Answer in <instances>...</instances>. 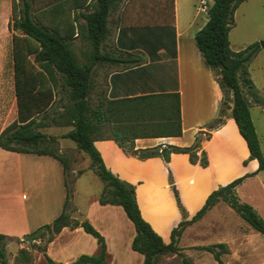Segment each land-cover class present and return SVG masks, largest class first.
<instances>
[{
    "label": "crops",
    "instance_id": "1",
    "mask_svg": "<svg viewBox=\"0 0 264 264\" xmlns=\"http://www.w3.org/2000/svg\"><path fill=\"white\" fill-rule=\"evenodd\" d=\"M19 1L0 0V64L9 63L6 75L12 86L8 92L11 95L10 101L6 104L3 102L8 113L0 118V134L17 119L12 49L14 36L23 35L13 31L11 25L14 18L12 9L17 8L16 3ZM27 2L37 21L38 13H47L45 22H48L49 27L38 22L67 40L78 65L92 66L91 89L88 94L91 107H110L105 111L106 117L102 121L104 126L99 133L100 137L94 139L93 146L104 167L112 175L134 186L141 217L164 243L170 242L172 230L180 222L191 220L209 194L220 186L247 175L236 188L242 202L239 191L250 182L259 184V177L264 171L256 172L258 163L249 159L246 142L239 134L230 110L220 127L212 131L206 128L218 116L222 94L212 71L195 45V34L208 18L207 11L196 9L199 0L115 1L107 17L108 35L99 48V54H107L111 59L137 60L138 65L115 64L110 61L93 63L85 16L94 12L96 0H48L45 5L37 8L32 0ZM208 3L210 7L212 0H208ZM15 15H20V7L16 9ZM228 39L232 51L253 44L259 46L247 70L259 96L264 99V0H246L236 8ZM5 49L10 50L8 62H4L3 58ZM256 77H261L262 83ZM56 92L52 88L53 106L48 107L50 117L36 130L46 138L54 137L58 141L61 149L58 150L59 155L56 154L60 158L62 147H71L74 153H83L76 150L74 142L72 144L69 142L71 140L61 138L72 127L51 120V113L60 110L56 103ZM150 95L167 96L163 115L168 120V128L150 135L158 137L134 138L130 121L124 117L126 111L124 108L116 111L113 102ZM175 95L178 96L177 105ZM248 101L261 150L257 122L264 123V107L251 98ZM37 121H40V117ZM205 134H209L206 139ZM197 135L203 139L196 155L200 158L201 153H204L205 166L190 163L189 156L182 153H171L167 164L160 157L139 159L116 142L125 140L124 145H128L133 140V150L136 151L165 146L188 148ZM0 158L17 162L16 170L5 169L0 164V234L10 240L7 249L9 243L20 241L21 246L24 242L38 240L28 241L24 236L59 216L67 193L64 166L59 160L48 155L12 152L1 148ZM71 164L67 172L76 175L75 162ZM89 172H93L90 159L87 160L86 169L75 179ZM170 176L183 214L172 192ZM23 190L28 192L29 197L21 195L20 198L18 194ZM99 195L87 199L81 207L73 205L76 219L79 222L86 220L103 237L106 261L109 264H141L143 256L131 249L135 236L133 224L120 206L100 205L97 201ZM248 205L264 220V198L255 201L250 197ZM220 208L224 209L225 216L218 213ZM232 211L226 203L216 202L200 219L184 227L176 238L178 251L161 255L155 264H253L252 259L258 251L257 232L242 222L241 218L234 216ZM226 215L235 219V222H230ZM212 216L220 219L218 223L223 226V232L208 238L198 229ZM222 217L226 218V223ZM235 223L236 226L233 225ZM191 230L193 232L190 233ZM215 244L224 245V252L219 254L220 262L214 259L212 253L203 249ZM21 247L19 250L31 249ZM42 249L38 260L43 259L46 264H70L80 255L96 256L99 253L95 238L80 227L62 228ZM256 264H264V255Z\"/></svg>",
    "mask_w": 264,
    "mask_h": 264
},
{
    "label": "trees",
    "instance_id": "2",
    "mask_svg": "<svg viewBox=\"0 0 264 264\" xmlns=\"http://www.w3.org/2000/svg\"><path fill=\"white\" fill-rule=\"evenodd\" d=\"M22 7L20 15H15V7L12 9L14 18L12 30L22 33V37L13 38V77L14 88L17 98V119L6 127L0 134V148L12 151L37 155H48L59 160L63 166L62 159L55 151L40 149L38 146L46 140L54 141L53 137L46 138L36 129L42 127L45 119L49 116V108L53 106L52 88L57 90L60 114L52 112L51 120L71 126L72 129L61 138L74 142L76 150L83 152L90 159V168L104 182V188L98 197L100 205L120 206L127 218L133 224L135 236L131 242V249L143 256L141 264H155L158 258L166 253H176V238L186 225L200 219L204 213L216 202L226 203L244 222H246L257 233L264 235V220L248 204L241 202L237 196L236 188L247 177L237 178L225 186H220L207 197L202 208L189 221H182L171 232L170 242L164 243L146 223L140 215L134 186L127 184L112 175L104 164L93 146L106 117L105 111L110 107L101 105V109L91 107V98L88 96L91 89L90 75L92 66L88 64L78 65L75 62L67 40L54 31L41 25L33 16L32 8L27 0H20ZM116 0H96L94 12L85 16L87 37L92 47L93 63L98 61H110L115 64L138 65L137 60H123L120 58H109L100 56L99 48L108 35L107 17L112 5ZM246 0H212L207 11V22L197 31L194 40L205 64L212 71L222 94L220 108L217 118L210 123L207 130L220 127L230 110L238 132L246 142L249 150V159L256 160L258 167L256 172L264 171V156L260 150L259 142L249 113V101L251 98L255 103L264 107V99L261 98L248 76L247 65L258 51L257 44L250 45L239 51H232L229 46L228 35L234 24V12L236 8ZM59 89V90H58ZM165 95H150L128 100L113 102L114 109L124 108L130 121L131 133L134 138L158 137L156 131L167 129L168 120L164 118ZM176 105L178 96L175 95ZM57 103V102H56ZM49 107V108H48ZM178 108V106H177ZM116 110V111H117ZM40 117V121L37 119ZM172 125V123H171ZM201 135V133L199 134ZM195 137L194 143L188 148L165 146L147 150H133V140L124 145L125 140H116L120 147L127 148L139 159L160 157L167 164L171 153H182L189 156L192 164L206 165L204 153L200 158L196 155L202 141V135ZM209 134H205V139ZM246 162H244L245 164ZM64 171L66 168L64 166ZM79 171L78 174H81ZM170 186L177 206L183 214L177 190L171 182ZM68 196L63 205V210L51 223L41 226L35 231L24 236L25 240L32 241L48 234L46 243L50 242L62 228L80 227L83 231L95 238L99 253L96 256L80 255L70 264H109L106 261V248L103 237L86 221L70 222ZM10 241L6 236L0 234V264H7L6 245ZM6 242V243H5ZM213 254L214 259L220 262L219 254L224 252L223 244L209 245L203 248ZM217 249V251H216ZM43 250V249H42ZM41 251V250H40ZM21 259L26 263L30 253L19 250ZM47 259V258H46ZM27 260V261H26ZM30 261V260H29ZM28 261V262H29ZM51 263L50 260L47 259Z\"/></svg>",
    "mask_w": 264,
    "mask_h": 264
},
{
    "label": "rangeland",
    "instance_id": "3",
    "mask_svg": "<svg viewBox=\"0 0 264 264\" xmlns=\"http://www.w3.org/2000/svg\"><path fill=\"white\" fill-rule=\"evenodd\" d=\"M29 1V0H28ZM32 2L34 3L35 7H40L42 5H45L48 0H32ZM17 8L18 7H22L21 2L19 1L18 3H16ZM16 8V9H17ZM15 9V10H16ZM16 12V11H15ZM47 13H38L37 14V19L38 21H40L41 23H43L44 25L48 26V22H45V16ZM9 49H5L3 51V58H4V62H8L9 61ZM8 65H5L4 63L0 64V118L4 117L7 115L8 111L6 107L4 106V103L6 104L7 101H10L11 99V95L8 93L9 90L12 89L11 86V82L8 78V76L6 75L8 73ZM260 79V83L261 82V77H256V80L259 82ZM59 90V89H58ZM4 102V103H3ZM57 105L60 103L59 100H56ZM61 104V103H60ZM61 109L60 110H56L54 111V113H56V115L61 113ZM228 114V111H227ZM256 119V118H255ZM2 123V120H0ZM257 129H258V133L260 135V139H261V152L262 155L264 156V140H263V134H264V123H260L257 122ZM54 138V137H53ZM54 141H48L46 140L44 143L40 144L38 147L40 149H49L52 151H55L58 155V150H60V144L58 143L57 140H55V138L53 139ZM69 141V140H68ZM70 143L73 144V142L69 141ZM62 153H61V158L62 161L64 163V166L66 168V172L64 171V179H65V184H66V193L68 196V204H69V208H72V212H69V217H70V222L73 221H77L75 214H74V206H83L84 205V201H86L87 199L101 194V190H103V186H104V182L101 181L98 176H96V174H94L93 172H89L83 175V177H81L80 179H75L76 176H78L79 171H84L87 167V156L83 153H74V149L71 147H62ZM75 162V174H71L69 171L70 165H72L71 163ZM3 164L5 169H9V170H16L17 167V162L7 159V158H0V164ZM65 170V169H64ZM259 184H252L251 182L249 183V185L245 186L242 190L239 191V197L242 200V202L248 203L249 204V200L250 197L253 199H255V201H260L262 200V198H264V173H262L259 177ZM258 188V190H257ZM21 198V195H24V197H29V194L27 191L23 190V192H19L18 194ZM233 212V211H232ZM219 214L224 215V209L220 208L218 210ZM218 214V216H220ZM234 216H236L238 219H240V217L238 215H236L233 212ZM228 215H226L227 217ZM228 220L232 223L235 222V219H231L229 217H227ZM219 220L216 216H212L206 219L205 222H203L201 224V228L198 229V231L203 234L204 236H219L222 234L223 232V226L219 225ZM222 220L226 223V218L222 217ZM234 220V221H233ZM241 220V219H240ZM242 222H244L242 220ZM245 224H247L246 222H244ZM233 225H237L236 223ZM248 225V224H247ZM249 226V225H248ZM193 232L192 230L190 231V233ZM258 236V243H256V247L258 249L255 257L252 259L253 264H256L261 257L264 255V236L257 234ZM48 238V234H45L44 236H42L41 238H39L36 241H32V242H28V243H22V247L20 246V241L13 243V244H8V247L6 249V259H7V264H18L23 262L24 264H46L43 259L41 261L38 260V256L40 255V250L42 251L43 246L46 243V240ZM6 243V242H5ZM21 248H31L30 251H28L30 253L29 255V262L27 261V263L21 259L20 253L18 252V250Z\"/></svg>",
    "mask_w": 264,
    "mask_h": 264
},
{
    "label": "built area",
    "instance_id": "4",
    "mask_svg": "<svg viewBox=\"0 0 264 264\" xmlns=\"http://www.w3.org/2000/svg\"><path fill=\"white\" fill-rule=\"evenodd\" d=\"M197 10L200 11H208L209 9V3L208 0H199L197 6H196Z\"/></svg>",
    "mask_w": 264,
    "mask_h": 264
}]
</instances>
